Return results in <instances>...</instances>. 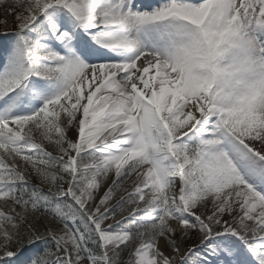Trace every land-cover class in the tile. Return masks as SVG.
Wrapping results in <instances>:
<instances>
[{
    "label": "rangeland",
    "instance_id": "obj_1",
    "mask_svg": "<svg viewBox=\"0 0 264 264\" xmlns=\"http://www.w3.org/2000/svg\"><path fill=\"white\" fill-rule=\"evenodd\" d=\"M43 1L49 5L41 16L24 28L0 33V196L5 197L23 181L18 162L27 158L48 155L55 159L58 171L71 177L61 192L76 206L63 204L71 222L60 229L73 250L54 257L51 264H111L109 252L126 243L129 234L112 216L120 207L115 210L109 187L115 175H123L127 167L135 169L129 193L138 197L128 216L134 218L132 222L155 220L162 208L173 220L156 244L139 241L131 251V260L126 257L113 264H162L158 258L161 242L167 254L164 264H264V215L259 214L264 203L255 208V194L262 196L255 181L264 184V143L257 138L264 123L256 107V100H264V67L250 31V22L259 18L264 30L260 0L217 1L212 12H201L200 23L192 20L185 24L181 13L174 10H163L158 22V17L147 21L135 17L143 39L164 41L159 37L164 35L170 51L179 48L193 53L196 64L189 87L193 95L207 91L208 112L198 126L193 118L182 125V109L171 112L172 107L165 116L154 112L139 134L140 144L124 147L138 149L140 154L119 173L116 159L124 150L110 155L104 148L112 145L113 139L103 147L91 148V141L79 143L75 136L78 120L66 63V58L73 61L71 55L78 57V52L113 54L114 48L107 45L108 53L78 36L57 38L62 28L51 21L52 16L81 32V37L86 34L79 11L70 2L62 10L61 4H56L60 0ZM90 1L73 0L81 7ZM186 1L198 5L204 0ZM46 26L53 27L50 33ZM226 63L234 74L227 78L232 85L228 96L233 101L223 99L227 86L220 67ZM55 125L57 131L52 130ZM44 128L50 133H43ZM56 135L61 146H68L67 155L43 149L42 142ZM178 139L181 142L175 143ZM188 145H197L199 150ZM93 150L103 159L77 168V157ZM244 169L250 179L242 173ZM3 214L0 204V218ZM174 222L180 223L179 229L170 231ZM222 224L220 232L212 233ZM89 240L97 242L103 253H94ZM12 257L9 253L6 258ZM30 258L26 255L22 264Z\"/></svg>",
    "mask_w": 264,
    "mask_h": 264
},
{
    "label": "bare ground",
    "instance_id": "obj_2",
    "mask_svg": "<svg viewBox=\"0 0 264 264\" xmlns=\"http://www.w3.org/2000/svg\"><path fill=\"white\" fill-rule=\"evenodd\" d=\"M217 1L222 0H204L198 5H189L186 0H91L85 7L75 4L73 0L56 2L61 4L62 10L70 2L79 11L78 17L86 32L81 37V32H74L65 21L52 16L51 21L62 28L57 31V38L78 36L90 41L94 47L101 43L114 48L113 54L101 51L78 52L81 57L71 55L73 61L76 59L75 62L66 58V63L69 68L68 80L72 81L70 96L74 99L73 106L78 120L75 136L79 143L91 141V148L102 146L113 139L114 143L104 148L110 155L124 150L116 159L117 173L140 154L138 149L124 147L140 144L139 134H142L144 126L153 118L154 112L165 116L172 107L171 112L182 109L181 118L185 120L182 125L193 118L192 122L196 126L203 124L208 112L207 91L202 89L199 94L193 95L189 87L196 64L193 53L179 48L170 51L164 42V35L159 36L164 41L144 40L137 32L135 17L144 21L154 20L163 10H174L181 13L185 24L192 20L200 23L201 12L204 9L212 12V4ZM260 2L258 10L262 11L263 16L264 0ZM261 23V18L255 23L251 21L250 31L255 44L259 45L264 67V30ZM51 29L52 26H46L47 32L50 33ZM228 63L220 67L221 78L227 86L223 99L233 101L228 96L232 93L229 90L232 85L227 78L234 74L231 67L227 66ZM256 103V107H259V120L264 123V100L258 99ZM257 138L264 143V129L257 132ZM242 173L250 179L245 169ZM255 189L262 194H255V208H258L264 203V184L255 181ZM259 214L264 215V210ZM179 226V222H174L169 230L175 231ZM158 258L162 264L167 260L162 242L158 248ZM140 259H144L143 256Z\"/></svg>",
    "mask_w": 264,
    "mask_h": 264
},
{
    "label": "trees",
    "instance_id": "obj_3",
    "mask_svg": "<svg viewBox=\"0 0 264 264\" xmlns=\"http://www.w3.org/2000/svg\"><path fill=\"white\" fill-rule=\"evenodd\" d=\"M26 4L27 8H23ZM48 5L49 1L41 2V0H0V33L24 28L26 24H30L40 16ZM58 129L56 125L52 127L53 131ZM47 130V128L42 129L43 133H50ZM180 142L181 139L175 141V143ZM42 143L43 148L52 154L67 155L69 152L68 146H61L57 135L45 139ZM188 147L199 150L197 145H188ZM88 155H91L93 159L87 158ZM193 156L195 157L196 154ZM77 159L76 167L81 168L102 158L97 152L88 151ZM18 164L23 174V181L12 187L5 197L0 196L1 209L4 212V216L0 218V256H3L0 264H22L24 257L28 254L31 255L30 261L24 264H30L33 261L39 263L43 260H45L44 264H51L54 257H60L65 255L66 251L73 250L68 238L60 229V225H70L71 222L69 211L64 209L63 204L76 206L61 192V187L68 184L71 177L58 171L55 159L48 155L32 160L27 158ZM129 169L127 167L126 172L109 187L112 203H116L115 210L120 207L118 211L112 213V216L118 224L125 225L126 232L129 234L126 243L117 250L109 252V256L112 257L111 264L115 260L121 261L126 257L131 260V251L139 241L156 244L157 239L164 234L166 224L173 220L162 208L155 220L132 222L134 218L128 216L133 212L138 197L129 193L131 188L129 180L135 170ZM55 180L59 184H56ZM41 186L49 190H44ZM222 228L223 224L216 226L212 233H218ZM237 229L240 227L237 226ZM248 237L254 236L249 234ZM88 246L96 254L103 253L97 242L93 243L89 240ZM9 253L13 257L7 259Z\"/></svg>",
    "mask_w": 264,
    "mask_h": 264
}]
</instances>
